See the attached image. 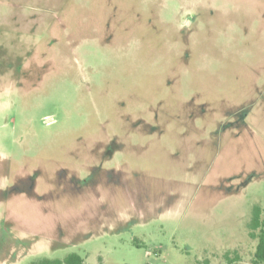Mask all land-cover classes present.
<instances>
[{"label":"rangeland","instance_id":"1","mask_svg":"<svg viewBox=\"0 0 264 264\" xmlns=\"http://www.w3.org/2000/svg\"><path fill=\"white\" fill-rule=\"evenodd\" d=\"M1 25L0 264H253L264 0H0Z\"/></svg>","mask_w":264,"mask_h":264},{"label":"trees","instance_id":"2","mask_svg":"<svg viewBox=\"0 0 264 264\" xmlns=\"http://www.w3.org/2000/svg\"><path fill=\"white\" fill-rule=\"evenodd\" d=\"M0 28H4V26L1 25ZM243 111L244 109L240 108L236 114L238 115L239 113ZM238 116L240 117H238V120L236 121L238 122L237 125L244 124L245 121L242 119L243 117L241 115H238ZM108 144L113 145L115 144V142L114 141L108 142ZM25 181L29 185L28 189L30 191H33V182H34L33 178L30 176H26V179H24V182ZM16 190L18 192H21L22 189L19 186L16 188ZM5 193H6V190H5ZM248 234L250 235L251 238H254L256 240L252 263L253 264H263L264 263V208L262 209L258 206H255L253 208L252 217L248 225ZM33 263L34 264H85L84 259L78 253H74V252L67 254L65 257L61 259L60 258H56V259L45 258L42 260L35 261Z\"/></svg>","mask_w":264,"mask_h":264}]
</instances>
